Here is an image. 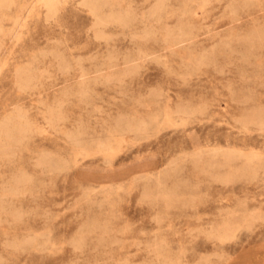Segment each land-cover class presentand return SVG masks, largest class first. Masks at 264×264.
<instances>
[{
  "label": "rangeland",
  "instance_id": "obj_1",
  "mask_svg": "<svg viewBox=\"0 0 264 264\" xmlns=\"http://www.w3.org/2000/svg\"><path fill=\"white\" fill-rule=\"evenodd\" d=\"M92 1L0 0V264H264V0Z\"/></svg>",
  "mask_w": 264,
  "mask_h": 264
},
{
  "label": "bare ground",
  "instance_id": "obj_2",
  "mask_svg": "<svg viewBox=\"0 0 264 264\" xmlns=\"http://www.w3.org/2000/svg\"><path fill=\"white\" fill-rule=\"evenodd\" d=\"M9 1V0H8ZM58 0H45V3L46 5L48 6H52L54 5ZM91 2H94L91 0ZM98 2V1H97ZM90 3V2H89ZM93 4V3H92ZM102 4V3H101ZM90 5V4H89ZM96 6V5H95ZM93 8V6L91 7ZM94 12V11H93ZM22 19H23V15L22 14H19L17 17H16V23L20 24L22 22ZM102 22V20H101ZM228 52V51H227ZM117 130V129H116ZM110 185V184H109Z\"/></svg>",
  "mask_w": 264,
  "mask_h": 264
}]
</instances>
